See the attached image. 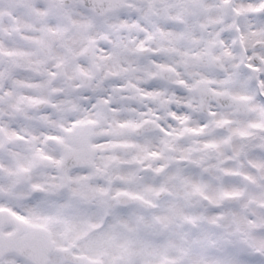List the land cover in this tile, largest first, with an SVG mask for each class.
I'll use <instances>...</instances> for the list:
<instances>
[{
  "label": "snow or ice",
  "instance_id": "6c2138e0",
  "mask_svg": "<svg viewBox=\"0 0 264 264\" xmlns=\"http://www.w3.org/2000/svg\"><path fill=\"white\" fill-rule=\"evenodd\" d=\"M0 264H264V0H0Z\"/></svg>",
  "mask_w": 264,
  "mask_h": 264
}]
</instances>
